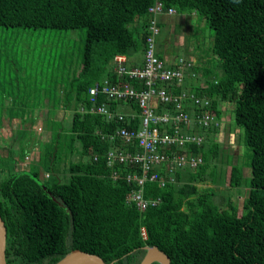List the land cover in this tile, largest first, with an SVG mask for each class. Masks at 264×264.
Returning a JSON list of instances; mask_svg holds the SVG:
<instances>
[{"label":"trees","instance_id":"1","mask_svg":"<svg viewBox=\"0 0 264 264\" xmlns=\"http://www.w3.org/2000/svg\"><path fill=\"white\" fill-rule=\"evenodd\" d=\"M157 2L162 9L155 13ZM166 15L176 21L195 17L193 41L206 24L212 44L205 51L195 46L196 63L180 56L192 62L183 70L181 84L176 79L157 81L156 89L208 98L207 109L221 123L222 103L229 101L234 122L230 115L225 129L215 122L184 126V132H199L202 140L167 150L166 164L155 168L163 180H147L143 187L146 199L160 201L143 211L128 200L139 189L128 175L140 174V166L108 155L116 147L139 150L136 143L110 135L121 126L139 128L141 108L99 93L97 105L125 117L123 123L117 117L109 120L90 110L91 89L106 82L145 88L144 80L120 75L115 58L125 56L119 64L128 70L142 67L151 48L161 60L172 56L159 39L169 25ZM0 26L32 29L31 37L38 38L29 41L30 55L23 57L33 62L30 71L27 67L26 76L32 77L28 87L15 77L7 89L0 85L2 100L3 92L13 88L6 97L21 102L0 105V127L6 117L21 119L10 147L0 152V215L7 228L8 264H56L74 250L95 253L108 264H140L152 246L164 251L170 264H264V0H0ZM176 26L179 31L181 24ZM53 40L62 46L49 54L45 43L55 44ZM6 57L0 49V64L7 65ZM176 104L161 102L157 110L175 113ZM186 106L189 112L196 107L190 99ZM59 109L70 111L68 126L56 117ZM40 113L45 130L37 133L32 127ZM222 129L227 138L231 131L240 132L243 160L232 163L233 154L216 138ZM33 146L36 161L17 169ZM177 154L201 161L194 168L176 164L171 170L167 163H176ZM247 156L251 174L246 177ZM205 183L210 186L201 185ZM245 188L240 206L232 197Z\"/></svg>","mask_w":264,"mask_h":264},{"label":"built area","instance_id":"2","mask_svg":"<svg viewBox=\"0 0 264 264\" xmlns=\"http://www.w3.org/2000/svg\"><path fill=\"white\" fill-rule=\"evenodd\" d=\"M161 9V3L152 8L155 13ZM173 12L174 9L172 7L169 8V14ZM152 30L154 33H157L159 30L155 21H153ZM115 59L121 63L126 58L125 56L119 55ZM118 64L116 63V67L119 68L120 75H127L131 79L144 80L146 87L143 89L134 88L128 82L125 84H108L106 82L102 86L96 84L91 89L90 100L92 105H90V110L105 115L109 120L115 119V117L121 122L125 120L122 112L109 109L106 105H97V96L99 93L109 94L112 96V99H124L127 103L134 101L140 106L141 112L139 115L141 122L139 128L121 126L110 135L113 139L117 137L123 139L127 144L136 143L139 146V150L132 151L116 147L110 150L108 155L111 159L121 161L127 159L130 163L140 166V174L134 172L133 175H128V181L135 180L139 185L138 190L128 195V200H134L136 206L140 210H144L149 204L155 205L160 201L159 198L146 199L143 194V187L147 180H163L159 177L155 168H159L161 164H166L165 160L168 159L166 155L167 150L176 144L182 145L191 141H197L199 143L202 140V136L198 133L184 132V126L193 124L209 126L211 122L220 125V122L215 119V113H211L207 109L210 106L208 98H199L193 93L190 95L185 92L172 94L165 89H156L157 81L165 82L176 79L177 84L182 83L184 79L183 70L192 64L186 58L178 55L171 57L168 55L165 57V60H161L154 54L151 48L142 67L127 70L122 64ZM188 99L192 101V105H196V107L191 106V112L186 110V101ZM161 102H176V112L171 113L168 110L158 112L157 108ZM85 109V105H82L80 108L81 111ZM129 112L132 118L136 116L132 107ZM170 129H172V132H169ZM174 160L176 163H167L171 170L176 168V164H189L194 168L201 161V158L177 154ZM161 184H164L163 181H161ZM142 234L146 237L144 227L142 228Z\"/></svg>","mask_w":264,"mask_h":264},{"label":"rangeland","instance_id":"3","mask_svg":"<svg viewBox=\"0 0 264 264\" xmlns=\"http://www.w3.org/2000/svg\"><path fill=\"white\" fill-rule=\"evenodd\" d=\"M165 20L168 22L167 30L166 28L161 30V34L159 36V39L161 42H166L165 47H170L172 50V56H186L190 60H192L193 63L197 62V56H198V51L197 49H194L195 46H200V49L202 51L205 50H210L211 44H212V35H211V30L206 24H202L200 27V33H202L198 39L197 42L193 41L191 34L193 33V27L196 23V18H188L185 16H182L179 18L178 21L174 20V17H170L166 15ZM179 22L181 24V28L179 31H176L177 26L176 23ZM203 34H204V40L203 39ZM171 35L175 40H171ZM33 36L32 34V29H24V28H18V27H3L0 26V45L3 46L0 49H2V52L7 55L5 58L7 60V65L5 64H0V85L5 84V89L8 88L9 83H11V79L15 77L16 79L20 80L22 86L25 88L28 87V84L31 83L32 77L29 75L26 76V74L30 71L29 67L32 65V61L28 60H23V57L29 56L30 54L28 53V45L29 41H38V38L31 37ZM191 37V38H190ZM200 38V39H199ZM54 41V40H53ZM15 43V44H13ZM55 44H52L51 42L45 43V48L49 52H54L56 49L62 46V43L59 42L58 40L54 41ZM8 46V47H7ZM7 47V49H6ZM188 50V53H187ZM170 54V53H169ZM170 56V55H169ZM171 57V56H170ZM13 58V60L11 59ZM71 59H73V62L75 63L76 60L78 59V55L76 53L71 56ZM28 61V63L26 62ZM1 63V62H0ZM75 64H73L74 66ZM27 67L29 71L27 70ZM29 74V73H28ZM2 92V91H0ZM13 92V88H10L8 90H5L3 92V95H5V99L2 100L0 98V105H20L21 102H11L12 98L6 97V95L11 94ZM19 93L18 90H16V94ZM20 96H23V92L19 93ZM26 98H28V93L25 95ZM234 104L229 102V101H224L222 103L224 114L222 115V121L223 123L220 122V126L223 127V129L227 128L229 126L227 119L230 118V115L232 116V121L233 120V111L234 107L232 108ZM226 106V107H225ZM56 117L58 119H62L64 124L68 126L70 123V111L68 110H63L59 109L57 112ZM43 118L44 115L43 113H40L38 116L37 124L33 125V129L36 130V132H44L45 126L43 123ZM19 119V118H18ZM14 117L13 120L9 119V117H6L3 119V126L0 127V152L6 153V150L10 147V144L12 143V135L16 128H19V119ZM222 129L220 133L217 134L216 138H219L221 142H223V147L227 148L228 153L233 154L232 158V163L238 162V159L243 160L244 156V151H245V146L239 142L237 139L238 134L240 133L238 130L237 131H231L229 132V138H227V133ZM241 129L242 135H243V129ZM2 135V136H1ZM43 139H47L48 135L44 134L42 135ZM243 137V136H242ZM237 140V141H236ZM14 143L20 145V140H15ZM34 147H32V151L30 152L31 154L26 157L25 161L17 163V169H28L29 166L32 164V162L36 161L35 156H37L36 149L34 150ZM246 165L243 167L244 170V175L247 177L251 174V169L249 167V156L245 157ZM63 165V164H62ZM231 165H227L225 169V173L227 175V180L230 175L231 171ZM64 166V165H63ZM47 175V174H45ZM202 186H210V183H205L201 184ZM228 186V184L226 183ZM225 188L224 186H220L219 189L222 190ZM248 189L245 188L242 190L241 195H233L232 199L239 201L240 206H242L243 200L245 195L247 194ZM245 191V192H244ZM143 235V234H142ZM144 236V235H143ZM145 237V236H144Z\"/></svg>","mask_w":264,"mask_h":264},{"label":"water","instance_id":"4","mask_svg":"<svg viewBox=\"0 0 264 264\" xmlns=\"http://www.w3.org/2000/svg\"><path fill=\"white\" fill-rule=\"evenodd\" d=\"M6 240L7 228L3 218L0 215V264H8L6 258ZM170 264L169 256L159 248L152 246L147 247V252L140 264ZM56 264H108L102 257L95 253H89L82 250H74L67 254ZM110 264H113L110 263Z\"/></svg>","mask_w":264,"mask_h":264},{"label":"bare ground","instance_id":"5","mask_svg":"<svg viewBox=\"0 0 264 264\" xmlns=\"http://www.w3.org/2000/svg\"><path fill=\"white\" fill-rule=\"evenodd\" d=\"M196 63V62H195ZM204 66V65H203ZM193 77V76H192ZM169 83V82H168ZM169 86V85H168ZM226 107V106H225ZM189 108V107H188ZM204 132V131H203ZM199 133V132H198ZM207 133V132H206ZM193 144V143H192ZM169 159V158H168ZM114 160V159H113ZM123 162V161H122ZM117 164V163H116ZM129 167V166H128ZM137 188V187H136ZM134 190V189H133ZM131 193V192H130ZM233 202V201H232ZM221 207V206H220ZM144 211V210H143ZM229 211V210H228Z\"/></svg>","mask_w":264,"mask_h":264},{"label":"clouds","instance_id":"6","mask_svg":"<svg viewBox=\"0 0 264 264\" xmlns=\"http://www.w3.org/2000/svg\"><path fill=\"white\" fill-rule=\"evenodd\" d=\"M159 3H160V2H157V4H159ZM157 4H155V6H156ZM155 6H154V7H155ZM170 15H171V14H170ZM170 15H168V16H170ZM156 24H157V23H156Z\"/></svg>","mask_w":264,"mask_h":264}]
</instances>
